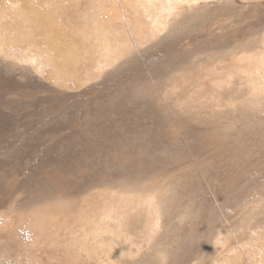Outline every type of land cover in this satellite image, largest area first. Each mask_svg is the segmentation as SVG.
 <instances>
[{
  "label": "rangeland",
  "instance_id": "374dc122",
  "mask_svg": "<svg viewBox=\"0 0 264 264\" xmlns=\"http://www.w3.org/2000/svg\"><path fill=\"white\" fill-rule=\"evenodd\" d=\"M28 1L0 0V264H214L220 232L223 255L264 241V0Z\"/></svg>",
  "mask_w": 264,
  "mask_h": 264
},
{
  "label": "bare ground",
  "instance_id": "6f19581e",
  "mask_svg": "<svg viewBox=\"0 0 264 264\" xmlns=\"http://www.w3.org/2000/svg\"><path fill=\"white\" fill-rule=\"evenodd\" d=\"M58 1L59 0H54L53 2H52V0H47V1H45V2H42L41 3V0H40V3L41 4H44L43 6L42 5H39L37 2H35L34 0H29L28 1V3H27V7L29 8V10L28 11H25V12H27V14L28 13H31V12H36V11H38V10H40V9H42V8H44V7H49V6H52V4L53 5H55L56 3H58ZM62 1V3H63V0H61ZM130 1V0H129ZM128 0H117V1H115V2H117L118 4H120L121 6H122V4H123V2L126 4L127 2H129ZM147 1H149V0H147ZM155 2H157L158 0H154ZM66 2V1H65ZM68 2V1H67ZM153 3V2H152ZM157 4V3H156ZM38 5V6H37ZM21 6V5H20ZM23 6V5H22ZM24 6H25V4H24ZM117 6V5H116ZM119 6V5H118ZM177 6V5H176ZM154 7H155V5H154ZM22 8V7H21ZM25 8V7H24ZM92 8V7H91ZM105 10H103L102 11V9L99 11V17H97L96 19H95V25L97 26V28L95 27V32H98V35H97V38L99 37V41H98V44H99V47L101 46L102 48H103V52H104V54H106V55H110V56H112V54H117L118 52L120 53L121 52V50H124V49H126L125 47H126V45H127V37L125 36L123 39H121L120 41H117V42H119L118 44L116 43V48H117V52H113V49L111 48V44H112V39H111V36L110 35H112L111 34V30H112V28H114V27H112V22L110 21L111 20V18H110V16H111V14L109 15V10L107 9L106 10V8H105V6L103 7ZM160 10L162 11V10H170L171 8H170V6H168V7H165V6H160ZM174 8V7H173ZM172 8V9H173ZM19 9V8H18ZM120 9V8H119ZM51 10V9H50ZM77 10V9H76ZM21 11V10H20ZM98 11V10H97ZM111 11V10H110ZM3 11H0V19H1V17H3V16H5V14L4 13H2ZM24 12V11H23ZM77 12V11H76ZM13 13V12H12ZM83 12H79V13H77V16H80L81 14H82ZM103 13L106 15H103ZM16 14V13H15ZM167 15V14H166ZM8 16H11L10 18L12 19L11 20V22L9 23L10 25L7 27V29L8 30H12V28H22V27H37V25H39L38 24V21H39V16H48V14H39V13H37L34 17H33V19L31 20V22H30V20H27L29 23H31L33 26H28V25H26V24H28V23H26L25 22V18H22V17H19V16H16V15H11V14H9ZM22 16V15H21ZM38 16V17H37ZM119 16V15H118ZM120 17V16H119ZM9 18V19H10ZM150 18V17H149ZM141 19V18H140ZM151 19H154V18H151ZM151 19H149V20H151ZM9 21V20H8ZM121 21V20H120ZM123 21L125 22V24H123L122 25V27H123V29L125 30V27H127L128 26V24H129V27H131V24L129 23V20H128V18H124L123 19ZM122 22V21H121ZM149 22V21H148ZM43 24V23H42ZM51 23H50V21H48L45 25H44V27H45V29L47 28H49L48 30H52L53 28H54V26H52V25H50ZM94 24V23H93ZM104 24V25H103ZM126 24H127V26H126ZM141 24H143V23H141ZM152 25V29L150 30V33H151V35H153L154 33H158V32H162V31H164V25H162V23H160V22H158L157 20H155L154 22H152L151 23ZM8 25V24H7ZM50 25V26H49ZM40 26H42V25H40ZM136 26H138V25H136ZM148 26V25H147ZM160 26L162 27V28H160ZM55 27H56V25H55ZM121 27V26H120ZM143 27H146V26H143ZM2 28V27H1ZM136 29L135 30H138L137 29V27H135ZM147 28H150V27H147ZM5 29V28H4ZM6 29V30H7ZM18 29V30H19ZM129 29V28H128ZM132 28H130V30H131ZM118 30V29H117ZM123 30V31H124ZM133 30V29H132ZM132 30H131V32H132ZM24 31V30H23ZM122 31V30H121ZM126 31V30H125ZM148 31V30H147ZM2 32V31H1ZM9 32V31H8ZM7 32V33H8ZM12 32H14V31H12ZM130 32V33H131ZM137 32V31H136ZM15 33V32H14ZM13 33V34H14ZM28 33V32H27ZM146 31L145 32H143V29L140 27V29H139V33L137 34V33H132V34H134L135 36H137V37H139V38H141V37H145V36H147L146 35ZM9 34V33H8ZM23 35H25V34H23ZM19 36H21V35H19ZM30 37V36H29ZM132 37H134V36H132ZM149 37V36H148ZM180 37V36H179ZM10 38H12V36L10 37ZM146 38V37H145ZM9 39V38H8ZM14 39H15V37H14ZM7 40V39H6ZM31 40V39H30ZM1 41V40H0ZM51 42V41H50ZM53 42V41H52ZM58 42V41H57ZM12 43H13V41H12ZM6 44V43H5ZM16 44V43H15ZM22 44V43H21ZM129 44H130V42H129ZM4 45V44H3ZM16 46V45H15ZM18 46V45H17ZM44 46V45H43ZM94 46V45H93ZM23 47V46H22ZM32 47V46H31ZM48 47V46H47ZM3 48H4V46H3ZM7 49V48H6ZM17 50V49H16ZM39 50V49H38ZM41 50H42V48H41ZM47 51V50H46ZM42 52V51H41ZM102 52V51H101ZM7 53V52H6ZM10 54V53H9ZM8 54V55H9ZM12 54H14L13 52H12ZM12 54H11V56H12ZM70 54V53H69ZM106 55H104V56H106ZM10 56V57H11ZM98 56V55H97ZM102 57H103V55H101ZM116 56H118V55H116ZM45 58V57H44ZM124 58V57H123ZM251 58H255V57H251ZM26 59V58H25ZM24 59V60H25ZM40 59V58H39ZM109 59V58H108ZM110 59H112V58H110ZM256 59V58H255ZM255 59H252L250 62H251V64H253V65H255V63L256 62H253V60H255ZM63 60H65V59H63ZM100 60L102 61V59L100 58ZM154 60V59H153ZM51 61V60H50ZM97 62H98V60H96ZM111 61V60H110ZM258 63L257 64H259V61H257ZM260 64H262V62L260 63ZM58 66V65H57ZM256 66V65H255ZM260 66V65H259ZM261 66H263L264 67V65H261ZM263 69V68H262ZM261 72V71H260ZM51 73V72H50ZM71 74V73H70ZM163 74H164V72H163ZM233 75V74H232ZM251 75V74H250ZM262 76H263V79H264V75L262 74ZM58 77V76H57ZM57 79V78H56ZM59 79V78H58ZM251 79H252V77H251ZM258 80V79H257ZM255 82V81H254ZM30 87V86H29ZM264 87V86H263ZM221 92V91H220ZM151 130V129H150ZM29 151V150H28ZM137 152V151H136ZM48 196V195H47ZM146 198V197H145ZM138 199V198H137ZM149 201H151L150 199H149ZM110 211H112L113 212V209L112 210H110ZM111 212V213H112ZM104 213H105V211H104ZM103 214V213H102ZM101 214V215H102ZM109 214V213H108ZM107 213H106V216H107V219L109 218V217H111V215L109 216ZM105 215V214H104ZM112 215H114L113 213H112ZM103 216V215H102ZM104 218V217H103ZM114 218V217H113ZM124 218V217H123ZM100 219V218H99ZM254 219V218H253ZM102 220V219H101ZM104 221V220H103ZM99 222V221H98ZM105 222H107V221H105ZM104 223V222H103ZM97 224V223H96ZM117 230V229H116ZM113 232H115V231H113ZM228 232H231V231H228ZM253 232V231H252ZM224 233H226V232H220V234H219V236H218V240H217V242L215 243V245H214V252H215V255H214V257H216V258H214V264H240V261H241V259H245V260H243V261H246V264H264V249H263V247H264V241H262L261 243L260 242H256V240H252V239H250V240H246V241H243V242H240V244H238L237 246H234V248L231 250L232 252V254L233 255H223L224 253H222V247L223 246H225L226 244H225V238H224ZM235 235V234H234ZM117 237V236H116ZM227 237L228 238H231V237H233L231 234H227ZM252 241H253V244H252ZM110 246V244L108 245V247ZM111 247V246H110ZM233 247V246H232ZM231 247V248H232ZM186 248V247H185ZM229 248V247H228ZM255 249V251H253V254L249 251V250H251V249ZM123 250V249H122ZM258 250V253L257 254H255V252ZM113 251V250H112ZM186 251V250H185ZM212 256V255H211ZM173 260V259H172ZM245 263V262H244ZM242 264V263H241Z\"/></svg>",
  "mask_w": 264,
  "mask_h": 264
}]
</instances>
